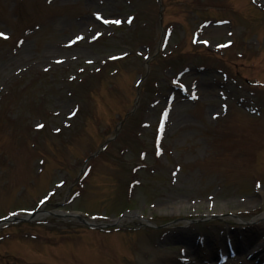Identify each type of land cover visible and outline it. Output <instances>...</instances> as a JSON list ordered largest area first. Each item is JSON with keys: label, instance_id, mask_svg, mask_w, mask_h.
Segmentation results:
<instances>
[{"label": "rangeland", "instance_id": "obj_1", "mask_svg": "<svg viewBox=\"0 0 264 264\" xmlns=\"http://www.w3.org/2000/svg\"><path fill=\"white\" fill-rule=\"evenodd\" d=\"M262 1L0 0V264H257Z\"/></svg>", "mask_w": 264, "mask_h": 264}, {"label": "snow or ice", "instance_id": "obj_2", "mask_svg": "<svg viewBox=\"0 0 264 264\" xmlns=\"http://www.w3.org/2000/svg\"><path fill=\"white\" fill-rule=\"evenodd\" d=\"M95 15H96L97 20H102V17L100 16L99 13H96ZM129 19H131V18H129ZM103 23H104V24H108V23L120 24L121 21H120V20L109 21V20H107V19H103ZM3 35H5V34H4V33H0V36H3ZM96 35L98 36V35H100V33H97ZM94 38H95V37H94ZM76 39L79 40V39H82V37L77 36ZM37 127H41V126H40V125H37ZM42 203H43V201H42Z\"/></svg>", "mask_w": 264, "mask_h": 264}, {"label": "bare ground", "instance_id": "obj_3", "mask_svg": "<svg viewBox=\"0 0 264 264\" xmlns=\"http://www.w3.org/2000/svg\"><path fill=\"white\" fill-rule=\"evenodd\" d=\"M263 1H264V0H263ZM263 1H262V2H263ZM240 234L242 235V237H245L244 234H242V233H240ZM230 235H232V236L235 238V236H234L233 234L230 233ZM247 238H248V237H247ZM215 239H219V240H221L222 238H221L220 236H216V237H213V238H212L213 241H214ZM235 239H236V238H235ZM212 240H211V241H212ZM213 241H212V242H213ZM238 247H239V246H238ZM259 249H260V248H258V250H259ZM263 249H264V248H263ZM253 250H254V249H253ZM253 250H252V251H253ZM252 251H251V252H252ZM254 252H255V251H254ZM256 252H257V251H256ZM249 253H250V252H249ZM251 254H252V253H251ZM257 258H258V257H257ZM255 259H256V258H255ZM255 259H254V260H255Z\"/></svg>", "mask_w": 264, "mask_h": 264}]
</instances>
